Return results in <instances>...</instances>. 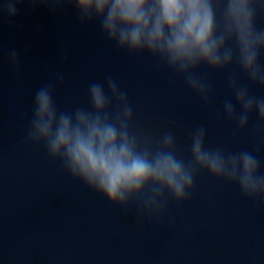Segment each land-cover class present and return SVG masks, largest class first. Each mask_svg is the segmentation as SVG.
Here are the masks:
<instances>
[{"label":"water","instance_id":"water-1","mask_svg":"<svg viewBox=\"0 0 264 264\" xmlns=\"http://www.w3.org/2000/svg\"><path fill=\"white\" fill-rule=\"evenodd\" d=\"M17 8L15 16L0 15V264H264V201H250L237 186L201 172L188 201H170L174 224L168 216L141 218L134 207L114 206L71 177L26 139L34 92L57 72L64 81L55 99L64 110L87 106L88 85L110 75L127 92L137 128L154 137L172 130L186 150L187 130L203 125L209 146L251 151L264 171L258 116L243 131L218 117L231 98L229 73L200 69L214 90L206 106L150 55L121 51L98 24H80L71 6L53 13L25 0ZM10 49L20 56L18 72L7 60ZM241 81L264 97V88L242 74Z\"/></svg>","mask_w":264,"mask_h":264},{"label":"clouds","instance_id":"clouds-1","mask_svg":"<svg viewBox=\"0 0 264 264\" xmlns=\"http://www.w3.org/2000/svg\"><path fill=\"white\" fill-rule=\"evenodd\" d=\"M49 6L55 13L63 5L75 9L82 25L98 24L103 35L119 50L150 55L182 78L204 105L214 101L210 82L200 74L207 67L228 72L231 98L222 114L241 130L256 114L264 125V97L250 91L241 74L264 88V0H28ZM25 0H0V15L15 16ZM18 72L20 56L6 53ZM67 60V56L64 57ZM64 74L42 84L33 95L26 139L43 146L64 171L112 205L130 208L142 218L162 220L170 201H188L196 176L207 173L235 185L250 201H264V171L251 151H226L209 146L207 129L187 130L182 150L172 130L159 136L135 126V113L127 92L112 76L88 85V105L60 108L55 99ZM239 109V110H238ZM177 127H183L176 122ZM185 152L187 154H185ZM170 223L174 218L168 216Z\"/></svg>","mask_w":264,"mask_h":264}]
</instances>
